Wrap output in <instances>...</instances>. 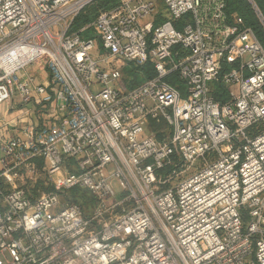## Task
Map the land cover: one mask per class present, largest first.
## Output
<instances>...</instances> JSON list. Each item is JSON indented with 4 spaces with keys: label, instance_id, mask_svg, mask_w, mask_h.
Returning a JSON list of instances; mask_svg holds the SVG:
<instances>
[{
    "label": "built area",
    "instance_id": "2783aa9c",
    "mask_svg": "<svg viewBox=\"0 0 264 264\" xmlns=\"http://www.w3.org/2000/svg\"><path fill=\"white\" fill-rule=\"evenodd\" d=\"M95 1L0 0V104L41 109L1 145L0 264H264L256 33L224 0H162V19L119 0L74 29ZM36 60L48 83L22 73ZM126 62L154 74L127 88Z\"/></svg>",
    "mask_w": 264,
    "mask_h": 264
},
{
    "label": "trees",
    "instance_id": "16d2710c",
    "mask_svg": "<svg viewBox=\"0 0 264 264\" xmlns=\"http://www.w3.org/2000/svg\"><path fill=\"white\" fill-rule=\"evenodd\" d=\"M118 1L119 0H96L94 3L83 9L74 18L73 28L76 29L81 25L92 21L96 17V15L100 12V10H107L110 7L117 4ZM224 1L226 3L227 13L239 15L243 19L244 24L250 26L254 30L256 36L258 37L259 41L264 47V27L261 24L256 13L254 12L250 2L248 0H224ZM254 1L264 17V0H254ZM160 19H162V17ZM130 70H133L135 72L130 74L129 82L131 83V85L137 84L138 82L148 79L154 74L150 62H146L143 65L131 66ZM136 73H138V75ZM137 76L138 77L140 76V79ZM169 80L171 82L175 81L173 77L170 78ZM178 86L182 87L183 85L181 82H179ZM216 96H219V94L216 93ZM161 128H162V124H158V125L155 124L153 126V129L156 130L157 132L156 136L159 139L162 137V134L159 132ZM263 128H264V119L254 124L250 128V133H255Z\"/></svg>",
    "mask_w": 264,
    "mask_h": 264
},
{
    "label": "crops",
    "instance_id": "0c3cea01",
    "mask_svg": "<svg viewBox=\"0 0 264 264\" xmlns=\"http://www.w3.org/2000/svg\"><path fill=\"white\" fill-rule=\"evenodd\" d=\"M159 5L161 17L168 15L162 0H156ZM130 68V67H128ZM27 77H31L36 83H48L50 80L49 73L45 65L41 62L36 75L27 73L26 68L22 72ZM130 87V86H129ZM41 120V109L34 105L33 102L23 103L15 93L11 100L0 104V159L3 156L1 145L11 137L19 133L21 125L33 123L38 125ZM2 168L0 162V170ZM2 183H6L4 178H0Z\"/></svg>",
    "mask_w": 264,
    "mask_h": 264
},
{
    "label": "rangeland",
    "instance_id": "374dc122",
    "mask_svg": "<svg viewBox=\"0 0 264 264\" xmlns=\"http://www.w3.org/2000/svg\"><path fill=\"white\" fill-rule=\"evenodd\" d=\"M100 11H103V10H100ZM181 21H183V18L181 19ZM40 64H41V61H39V60H36L33 63L29 64L26 67L27 73H29L30 75H36L37 74V70L40 67ZM131 66H135V64L133 62H126V65L122 69L123 70V75H122V78H121V83L124 84L125 87H127V88H129V86L130 87L132 86L131 83L129 82L130 81V74L131 73H135L133 70H130V68H128V67H131ZM136 74L138 75V73H136ZM138 78L140 79V76ZM210 86L214 87V83H210ZM149 129H150V127L146 126L144 132L140 135L139 138H142V137H144L146 135H149ZM199 163H200V161L198 160L196 165H199ZM41 183H43V180L38 182V184H37L35 189H37V188L40 189L41 188ZM0 184L1 185L3 184L1 179H0ZM28 185H29V188H31L30 183ZM114 187L116 189V192H118L119 191V187L116 184H114ZM68 194L71 197H75L79 202H81L84 205V207L87 209V211H90L92 209V207L94 206V204H95L94 197L90 196L86 191L81 190L79 188H74V189L69 190Z\"/></svg>",
    "mask_w": 264,
    "mask_h": 264
}]
</instances>
